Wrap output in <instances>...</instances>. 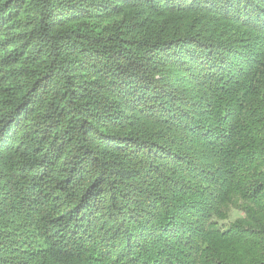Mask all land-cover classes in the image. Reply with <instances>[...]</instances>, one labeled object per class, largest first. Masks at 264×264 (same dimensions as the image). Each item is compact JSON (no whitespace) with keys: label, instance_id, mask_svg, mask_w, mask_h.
Segmentation results:
<instances>
[{"label":"trees","instance_id":"1","mask_svg":"<svg viewBox=\"0 0 264 264\" xmlns=\"http://www.w3.org/2000/svg\"><path fill=\"white\" fill-rule=\"evenodd\" d=\"M0 264H264V0H0Z\"/></svg>","mask_w":264,"mask_h":264},{"label":"rangeland","instance_id":"2","mask_svg":"<svg viewBox=\"0 0 264 264\" xmlns=\"http://www.w3.org/2000/svg\"><path fill=\"white\" fill-rule=\"evenodd\" d=\"M243 217V214L237 211H233L231 212L230 215V220L226 223V224H231L232 222H234L236 219Z\"/></svg>","mask_w":264,"mask_h":264}]
</instances>
